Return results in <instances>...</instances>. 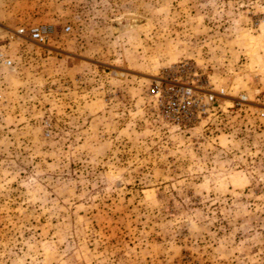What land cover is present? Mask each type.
<instances>
[{
	"label": "rangeland",
	"instance_id": "374dc122",
	"mask_svg": "<svg viewBox=\"0 0 264 264\" xmlns=\"http://www.w3.org/2000/svg\"><path fill=\"white\" fill-rule=\"evenodd\" d=\"M0 47V264H264V0H0Z\"/></svg>",
	"mask_w": 264,
	"mask_h": 264
},
{
	"label": "built area",
	"instance_id": "2783aa9c",
	"mask_svg": "<svg viewBox=\"0 0 264 264\" xmlns=\"http://www.w3.org/2000/svg\"><path fill=\"white\" fill-rule=\"evenodd\" d=\"M51 32V27L48 25H41L35 27H19L15 33L21 36H28V39L35 42H43ZM11 58L3 47H0V87L3 78V72L10 67Z\"/></svg>",
	"mask_w": 264,
	"mask_h": 264
}]
</instances>
